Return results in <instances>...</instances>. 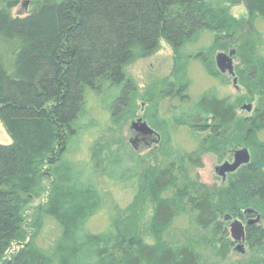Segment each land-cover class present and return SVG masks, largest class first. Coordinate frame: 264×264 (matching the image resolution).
Returning a JSON list of instances; mask_svg holds the SVG:
<instances>
[{"label": "trees", "instance_id": "trees-1", "mask_svg": "<svg viewBox=\"0 0 264 264\" xmlns=\"http://www.w3.org/2000/svg\"><path fill=\"white\" fill-rule=\"evenodd\" d=\"M19 2L0 0V124L11 140L0 145V264H217L202 249L218 246L217 257L227 258L234 245L225 217L242 222L248 212L263 224L245 229L257 260L231 264H264V53L256 29L264 0H29L28 14L13 17ZM238 5L244 21L230 13ZM245 30L235 76L255 108L238 120L236 104L216 88L188 96L187 67L198 61L207 77L224 80L214 57L234 50ZM162 43L174 67L141 108L126 69ZM164 101L172 120L158 116ZM139 113L161 135L163 165L152 169L125 139L103 138ZM171 121L193 137L190 153L170 145ZM85 133L94 138L87 150ZM237 145L249 163L220 188L201 183V157L220 163ZM98 174L132 190L133 202L150 198L153 243L128 229L120 212L91 229L107 203ZM189 221L209 239L192 236ZM47 222L56 233L50 245L41 239Z\"/></svg>", "mask_w": 264, "mask_h": 264}, {"label": "rangeland", "instance_id": "rangeland-1", "mask_svg": "<svg viewBox=\"0 0 264 264\" xmlns=\"http://www.w3.org/2000/svg\"><path fill=\"white\" fill-rule=\"evenodd\" d=\"M25 3L27 4L24 7L23 4ZM233 9L234 8L231 9L230 13L235 19H237L238 21H244L246 19V11L244 15H241L239 16V18H237L232 14ZM29 11V0H20L18 6L11 11V15L13 17L22 18L25 17ZM256 29L262 37V52L264 53V23H257ZM247 34L248 33L245 30L239 32V34L236 36L237 44L234 47L235 51H237L238 45L245 40ZM240 64L241 61L239 59L233 58L234 73L236 71V68L240 66ZM173 67V54L171 50L164 43H162L160 50L157 53L148 58L139 60L126 69L128 77L131 78L135 83L142 96V99L144 100V102L139 103V105L142 106H140L141 108L147 106L145 102L147 99L155 96L159 92L162 82L169 79ZM222 76L224 80H221L220 78L210 79L206 76L201 67V64L198 61L190 60L187 67V77L191 82L190 88L187 92L188 96L191 99L195 100L204 91L211 88H216L220 97L229 96L230 100L236 104L238 120L249 117L255 108V102L250 101V97L245 93L242 87L238 86L237 84L233 85L231 78L226 75ZM165 102L166 101L162 102V104L160 105L158 116L160 115L163 119L170 120L172 118V115L170 110L167 109V105H165ZM244 106H251V111L248 113L245 110H242ZM140 115L141 113H139V118L141 117ZM174 123L175 122L171 121L170 145H172L176 149H179L180 151L190 153L195 148L193 137L190 136L184 128ZM130 125L131 123L125 126L120 133L113 135L105 134L103 136L104 140L108 138H111L112 140H117L118 138L125 139L126 142H128V144L133 147L137 156L141 158L143 157V165L146 169H152V167L157 166L158 164L163 165V163H161V152H163L162 148L160 146H157V144L153 142L146 144L145 142L136 141L132 133L129 131ZM95 130L93 129L91 131ZM195 136H197V134H195ZM93 139L94 138L91 133H85L83 135V138L81 139L83 150H87L89 148ZM258 139L260 141H264V132L258 135ZM131 141L134 142L133 145ZM10 144L11 140L0 124V145L8 146ZM242 149H245V147H243L242 145H237L236 148L232 149L231 153L225 156L224 160L220 163L218 162L217 157L212 154L202 156V167L196 170L200 182L209 187L215 186L217 188H220L224 186V183L221 182L220 178L215 174V168L221 166L225 162L232 163L234 152ZM81 154L83 155L84 151ZM82 165L85 166V164ZM96 182L98 188L105 195L107 203L104 211L90 221L89 226L91 227V229L95 232H99V230L101 231L105 223L111 220L114 213L120 212L119 217L121 218V221L127 225L128 229L133 228V232L139 234L145 242L153 243L155 241V237L150 232L151 220L153 215L152 202L150 198H148L147 195H144L137 202H133V193L131 192L132 190L130 191L129 188L119 185V187L113 186L112 184L104 181L100 174L96 176ZM124 184L125 183H123L122 185ZM43 201L44 197H41L39 200H36L33 203V206H36L39 203H43ZM251 219L255 220V218ZM242 222L244 223L245 221ZM182 224L186 225L185 222H183ZM229 224V222H226L225 227L230 238ZM255 225L261 227L263 226L260 221L255 223ZM189 227L193 231L192 233H190L192 236L194 235L198 236L199 238L209 239L210 235L198 230L191 221H189ZM54 230L55 227L53 226V224L47 222L43 230V236L41 237L43 244H51V242L54 240V236L56 235ZM161 238L175 240V238L177 237L175 235L173 236L167 234L166 236H161ZM218 248L219 247L217 246L216 250H212L211 247L205 246L202 249V253L208 255L210 261L217 264H231L236 261L249 263L257 260L256 255L249 250L245 243L243 245L242 251H236V245H234L232 247L230 255L224 260L217 257Z\"/></svg>", "mask_w": 264, "mask_h": 264}, {"label": "water", "instance_id": "water-1", "mask_svg": "<svg viewBox=\"0 0 264 264\" xmlns=\"http://www.w3.org/2000/svg\"><path fill=\"white\" fill-rule=\"evenodd\" d=\"M27 3L23 4L25 7ZM235 57V50H231L230 52L226 53H217L214 57V64L216 70L221 75H226L232 78L233 85L237 84V79L234 73L233 67V58ZM242 110L246 112L251 111V106H244ZM129 131L136 135V138L139 137H154L157 134L147 125L146 122L142 121V119H136L135 122H132L129 128ZM233 162H225L221 166L215 168V174L217 177H221L223 181L225 180L224 177L226 174H233L237 170H239L242 166H245L250 161L249 152L246 149H242L236 151L233 155ZM254 214L248 212L246 218L248 219L247 224L244 226L241 221L239 220H232L230 217H225V221L229 222V233L230 238L233 244H236L235 250L242 251L243 245L245 242V234L244 229L246 227L255 225V223L259 222V217L252 220L251 217Z\"/></svg>", "mask_w": 264, "mask_h": 264}, {"label": "flooded vegetation", "instance_id": "flooded-vegetation-1", "mask_svg": "<svg viewBox=\"0 0 264 264\" xmlns=\"http://www.w3.org/2000/svg\"><path fill=\"white\" fill-rule=\"evenodd\" d=\"M229 78H230V77H229ZM231 79H232V78H231ZM140 119H142V118H140ZM142 121L146 122V121L143 120V119H142ZM146 123H147V122H146ZM152 130L157 134V136L150 137V138H147V137H139V138L137 139L135 134L132 133V135L134 136V139H135L136 141L145 142L146 144H148V143H152V142H153V143L157 144V146H160V144H161V135H160L159 132L155 131L154 129H152ZM131 143H132V145L134 144L133 141H131ZM232 162H233V159H232ZM229 175H230V174H226L225 177H224V179H226ZM219 178L223 181V179H222L221 177H219ZM247 222H248V219L245 218V222H244V223L242 222V224L245 226V225L247 224ZM244 234H245V229H244ZM234 245H236V244H234Z\"/></svg>", "mask_w": 264, "mask_h": 264}, {"label": "clouds", "instance_id": "clouds-1", "mask_svg": "<svg viewBox=\"0 0 264 264\" xmlns=\"http://www.w3.org/2000/svg\"><path fill=\"white\" fill-rule=\"evenodd\" d=\"M245 8L243 5H238L232 10V14L239 18V16L244 15Z\"/></svg>", "mask_w": 264, "mask_h": 264}, {"label": "bare ground", "instance_id": "bare-ground-1", "mask_svg": "<svg viewBox=\"0 0 264 264\" xmlns=\"http://www.w3.org/2000/svg\"><path fill=\"white\" fill-rule=\"evenodd\" d=\"M248 151V150H247ZM235 153V152H234ZM234 157V156H233Z\"/></svg>", "mask_w": 264, "mask_h": 264}]
</instances>
